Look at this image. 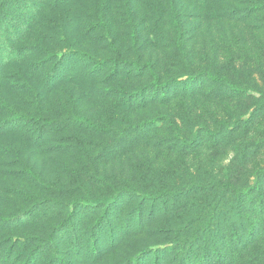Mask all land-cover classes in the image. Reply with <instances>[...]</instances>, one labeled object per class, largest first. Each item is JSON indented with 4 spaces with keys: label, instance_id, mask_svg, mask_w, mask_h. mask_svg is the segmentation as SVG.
Instances as JSON below:
<instances>
[{
    "label": "rangeland",
    "instance_id": "obj_1",
    "mask_svg": "<svg viewBox=\"0 0 264 264\" xmlns=\"http://www.w3.org/2000/svg\"><path fill=\"white\" fill-rule=\"evenodd\" d=\"M1 2L0 264H264V0Z\"/></svg>",
    "mask_w": 264,
    "mask_h": 264
},
{
    "label": "trees",
    "instance_id": "obj_2",
    "mask_svg": "<svg viewBox=\"0 0 264 264\" xmlns=\"http://www.w3.org/2000/svg\"><path fill=\"white\" fill-rule=\"evenodd\" d=\"M3 4L1 2L0 4V14L2 15L4 13V8L2 7ZM5 26L7 25V18L4 17V15H2V19H1ZM99 22H102L101 19H99ZM2 23V22H1ZM0 23V24H1ZM97 65H99L98 62H96V67ZM211 80L212 81H215V82H219V83H222L223 85L227 86L228 89L233 92V93H244L245 90L234 85V84H231L227 78H217L216 76H213V75H209ZM156 82H157V79H156ZM155 85L157 86L158 84L155 83ZM167 86V85H166ZM160 88H162L163 90L161 92L165 93V86H161ZM2 106L5 107V105L2 103ZM25 121H32L33 123H40V124H50L52 123L51 121H47L41 114H39L38 116H27V115H21V114H18V113H13L12 112V115H11V118L9 119V121H7V128H13V126H16L17 124H24ZM74 121L75 122H81V123H85L87 124L88 126H91V127H94V125L92 123H89L90 121L86 120V119H82V118H74ZM181 143H183L184 145H187L188 142L186 143V141H182ZM258 176L263 178L264 177V170H260L258 173ZM258 184H259V181L256 182L253 186H251V189H255L258 187ZM222 186V191L226 190L227 188L228 189H232L233 191H236L235 188L233 186H231L229 183L227 184H224V185H221ZM194 187H197V186H194L193 184H189V185H186V186H183L182 189L178 190V191H168V190H165V191H161L159 193H151L149 191H145V190H135L133 188H129V187H123V188H120V189H113L112 190V194L111 196H109V198L107 200H105V204L106 205H110V204H113L114 202H116L119 198V195L121 193H125L127 194L128 197L130 196H136L139 199V202L142 203L144 200H149V201H159L160 205H166L169 201V199H173L175 200L178 196H180L181 194H184L186 195L188 193V191H190L191 189H193ZM250 190L249 191H244V190H240V191H237L238 192V195H239V198L241 199H245V200H249L250 199ZM84 203V206L85 205H89V203H86L85 201L82 202ZM93 206V205H92ZM205 210V209H204ZM207 213V212H206ZM204 213L203 211H201L199 213V216L197 218V220H201L198 224H197V228L199 230V232L201 234H206L207 232H210V226H212V219L215 220V215L214 213L212 212V209L209 210V213ZM206 214V215H205ZM200 262V261H199Z\"/></svg>",
    "mask_w": 264,
    "mask_h": 264
}]
</instances>
